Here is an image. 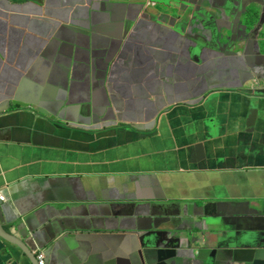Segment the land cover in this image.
I'll use <instances>...</instances> for the list:
<instances>
[{"label": "crops", "instance_id": "0c3cea01", "mask_svg": "<svg viewBox=\"0 0 264 264\" xmlns=\"http://www.w3.org/2000/svg\"><path fill=\"white\" fill-rule=\"evenodd\" d=\"M193 42L211 46V27L162 25L135 4L0 0V264L40 251L47 264H137L128 235L156 215L264 203V136L239 106L247 64L229 70ZM87 105L101 128L110 108L106 138L68 130ZM19 212L53 215L31 250L8 223ZM188 264L247 259L227 245Z\"/></svg>", "mask_w": 264, "mask_h": 264}, {"label": "water", "instance_id": "95a60500", "mask_svg": "<svg viewBox=\"0 0 264 264\" xmlns=\"http://www.w3.org/2000/svg\"><path fill=\"white\" fill-rule=\"evenodd\" d=\"M107 1L110 5L135 4L144 9L145 13L157 23L177 29L197 21L209 25L212 30L211 46L193 42L190 52L196 54L206 48L211 55L230 61L232 64L225 66L229 70L231 65L234 66L233 64L240 65L244 62L247 64L243 69V79L247 87L240 90L242 97L239 106L248 111L246 127L249 129L252 127V132L264 134V0ZM204 7L209 8V12ZM190 13L193 15L192 19L188 17ZM109 65L107 67L106 62L105 68L108 69ZM235 70L240 76V72ZM240 77L242 79V76ZM63 107L64 105L58 112L61 115ZM40 113L49 116L42 110ZM83 114L85 119L82 122L90 127L95 122L92 118L101 113L87 105ZM2 117L0 115V127H2ZM238 119L239 115L235 116L233 121L237 122ZM219 121L221 120H210L206 130L207 135H212L216 131L215 122ZM110 126L112 125L105 123L103 129H108ZM82 132L88 136L94 135L90 131L82 130ZM247 132L248 130L245 131ZM96 136L104 139L107 132L101 131ZM207 208L208 205H204L200 212L191 217H186L190 215V211L185 217L178 214L164 217L156 215L151 218L148 225L135 228L128 236H131L133 257L137 260V264H188L192 259H200L206 253L213 255L218 249L227 245H234L244 250L247 264H264L263 202L255 204L249 212L236 211L232 214L224 211L211 214ZM1 210L6 215V212ZM52 216L49 213L34 221V216L31 214L19 212L13 214L8 223L20 233L22 240L31 250V242L39 235V228L53 220ZM209 243L215 246L210 247ZM35 245L40 247L37 243ZM19 248L27 254L22 247Z\"/></svg>", "mask_w": 264, "mask_h": 264}, {"label": "clouds", "instance_id": "9594fccd", "mask_svg": "<svg viewBox=\"0 0 264 264\" xmlns=\"http://www.w3.org/2000/svg\"><path fill=\"white\" fill-rule=\"evenodd\" d=\"M95 110V109H94ZM107 110H110V108H107ZM107 110H106V113H107ZM96 111V110H95ZM111 111V110H110ZM96 112H98V111H96ZM99 113V112H98ZM95 122L94 123H92V125L90 126V127H93L94 128V133L96 134V133H99V132H101V131H106V132H109V131H111L112 132V127H113V125L112 124H110V125H112V126H110L108 129H103V128H101V129H99V127H98V124H99V122H101V120L102 119H98V114H96L95 115V118H92ZM82 120H84V119H80V122L77 124V125H73V124H71L72 126L70 127L69 126V128H72V129H76V130H79V131H81L82 132V130H84V131H88L87 130V126L82 122ZM106 120V121H105ZM104 120V124L105 123H110L111 121H115L113 118H111V116L110 117H108L107 119H105ZM111 120V121H110ZM103 121V120H102ZM83 126L82 128L81 127H78V126ZM98 128V129H97ZM115 130V129H114ZM83 133V132H82ZM264 134H261V136H263ZM5 195V194H4ZM1 201V200H0ZM5 201H6V199H5ZM36 246V249H38V248H40L38 245H35ZM42 251H40V252H38V254L36 255V257H37V260H38V264H40V260L38 259V255L41 253ZM44 253V264H47V260H46V253L45 252H43Z\"/></svg>", "mask_w": 264, "mask_h": 264}, {"label": "built area", "instance_id": "2783aa9c", "mask_svg": "<svg viewBox=\"0 0 264 264\" xmlns=\"http://www.w3.org/2000/svg\"><path fill=\"white\" fill-rule=\"evenodd\" d=\"M6 197L4 194H0V200L1 201H5ZM38 259L40 260V264H44V253L41 252L39 255H38Z\"/></svg>", "mask_w": 264, "mask_h": 264}, {"label": "rangeland", "instance_id": "374dc122", "mask_svg": "<svg viewBox=\"0 0 264 264\" xmlns=\"http://www.w3.org/2000/svg\"><path fill=\"white\" fill-rule=\"evenodd\" d=\"M107 114H108L107 116L110 117V116H111V111H110V110H107ZM71 126H72V125H70V127H71ZM78 127H81V128H82L83 126L80 125V126H78ZM87 130L90 131V132H93V133H94V128H93V127H87ZM94 134H95V133H94Z\"/></svg>", "mask_w": 264, "mask_h": 264}, {"label": "flooded vegetation", "instance_id": "af4514ba", "mask_svg": "<svg viewBox=\"0 0 264 264\" xmlns=\"http://www.w3.org/2000/svg\"><path fill=\"white\" fill-rule=\"evenodd\" d=\"M264 136V135H263Z\"/></svg>", "mask_w": 264, "mask_h": 264}]
</instances>
